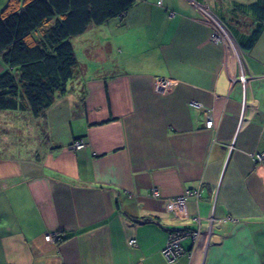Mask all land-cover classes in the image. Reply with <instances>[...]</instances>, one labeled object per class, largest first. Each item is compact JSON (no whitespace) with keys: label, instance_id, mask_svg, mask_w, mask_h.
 Returning a JSON list of instances; mask_svg holds the SVG:
<instances>
[{"label":"crops","instance_id":"0c3cea01","mask_svg":"<svg viewBox=\"0 0 264 264\" xmlns=\"http://www.w3.org/2000/svg\"><path fill=\"white\" fill-rule=\"evenodd\" d=\"M256 1L134 0L76 37L77 80L43 114L0 111V264H264V164L252 159L264 151V21L249 43ZM206 9L231 44L212 41ZM7 70L0 56V76ZM194 189L199 201L167 209ZM213 212L224 220L207 252L204 234L195 247L183 242L192 257L169 261L168 234Z\"/></svg>","mask_w":264,"mask_h":264},{"label":"trees","instance_id":"16d2710c","mask_svg":"<svg viewBox=\"0 0 264 264\" xmlns=\"http://www.w3.org/2000/svg\"><path fill=\"white\" fill-rule=\"evenodd\" d=\"M133 5L134 0H9L0 13V56L8 67L0 76V111L43 114L77 75L72 39ZM251 8L260 22L252 46L263 28L264 0Z\"/></svg>","mask_w":264,"mask_h":264},{"label":"built area","instance_id":"2783aa9c","mask_svg":"<svg viewBox=\"0 0 264 264\" xmlns=\"http://www.w3.org/2000/svg\"><path fill=\"white\" fill-rule=\"evenodd\" d=\"M205 17L207 18L210 27L212 28L213 34H212V41L217 43V44H231V39L230 36L226 34L224 31L222 25L219 23V21L216 19L214 13L210 9H206L204 11ZM241 81L245 82L246 78L243 77ZM195 107L202 109L203 106L201 103H192ZM205 127L207 129H213L215 127V122L213 119V115L211 111H207L206 113V124ZM86 146L85 142L83 140L78 141L74 144V148L77 150L83 149ZM234 146H231V149H233ZM252 159L254 160L255 163L257 164H264V151L254 153L252 155ZM152 196L155 198L159 197V191L157 189H153L152 191ZM189 198H192L196 201H199L201 198V192L199 189H194V190H188L183 196L177 197V198H172L167 201V209L169 211H182V208L185 207L186 203L188 202ZM230 218H228L229 220ZM224 219L219 218L215 212L209 217V219L206 221V223L203 226V221L200 219H196L197 222V229H189V228H184V229H176L172 230L168 234L167 242L165 245L164 253L165 256L169 261H174L177 258L187 254L190 257H192V253L186 252L184 249L182 243L185 240H192L193 242V247L197 246L199 242L201 241L202 237L204 234L207 235L206 238V246L204 249V254L207 252V247L211 243V238L213 235V231L216 227H218ZM45 240L47 242H52L56 243L60 240L59 235H53L49 234L46 235ZM132 245H136L137 241L132 240L131 241Z\"/></svg>","mask_w":264,"mask_h":264},{"label":"rangeland","instance_id":"374dc122","mask_svg":"<svg viewBox=\"0 0 264 264\" xmlns=\"http://www.w3.org/2000/svg\"><path fill=\"white\" fill-rule=\"evenodd\" d=\"M72 42H73V45H74V48H75V51H76V55L79 57L80 56L81 44H84V43H83V41H81V38H73ZM79 72H80V69L78 68L77 74H79ZM75 80H77V78H74V79L69 81V83H68V91H69V88L74 87V84H75L74 81ZM71 95H74V93L72 92Z\"/></svg>","mask_w":264,"mask_h":264}]
</instances>
